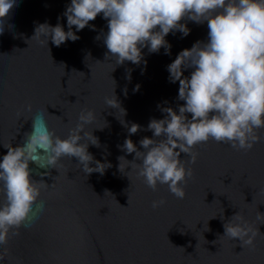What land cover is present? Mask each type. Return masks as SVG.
<instances>
[{
	"label": "water",
	"instance_id": "water-1",
	"mask_svg": "<svg viewBox=\"0 0 264 264\" xmlns=\"http://www.w3.org/2000/svg\"><path fill=\"white\" fill-rule=\"evenodd\" d=\"M70 3L17 0L0 35V161L7 153L4 146L23 143L37 112H43L49 129L67 138L87 109L95 119L85 131L93 132L100 144H89L88 151L112 166L103 174L86 175L77 158L65 156L57 169H45L41 166L49 153L38 157L41 166L30 163L33 180H41L39 200L45 208L39 212L34 206L29 227L14 229L19 235H10L7 245L0 246V253L7 249L0 264H264V223L257 219L258 212L264 214V129L259 130L261 141L249 151L211 139L196 145L199 155L195 164H187L193 176L184 185V199H177L167 185L149 188L128 164L135 153L121 150L130 138L143 151L139 141L153 138L147 130L150 121L164 118L162 108L178 112L185 103L178 100L179 82H170L167 66L182 50L207 41V22L182 20L190 34L169 33L168 55L164 48L158 53L144 48L146 67L130 61L117 65L115 57L106 58L103 38L96 39L108 30L103 14L77 32L80 39L75 42L57 47L51 40L48 45L30 40L38 24L61 23L67 31L63 13ZM191 71L185 70L184 76ZM114 94L125 116L118 106H106L105 98ZM124 121L141 129L129 137ZM87 142V137L81 141ZM121 156L128 160L121 162L123 172ZM181 159L188 157L181 153ZM106 190L110 193L105 195ZM160 199L166 203L154 209L152 202ZM237 213L259 228L253 246L243 248L238 238L221 237L223 224Z\"/></svg>",
	"mask_w": 264,
	"mask_h": 264
},
{
	"label": "clouds",
	"instance_id": "clouds-1",
	"mask_svg": "<svg viewBox=\"0 0 264 264\" xmlns=\"http://www.w3.org/2000/svg\"><path fill=\"white\" fill-rule=\"evenodd\" d=\"M15 6L17 0H0V35ZM100 14L107 21L108 30L96 39L103 38L106 58L115 57L117 65L130 61L137 65L143 62L146 67L144 48L149 53H158L164 48L165 54H170L171 45L165 39L168 34L177 31L183 37L190 34L182 20L197 24L207 22L208 28L206 42L197 41L190 49L182 50L167 66L170 82H179L178 100L185 103L178 106V112L172 107L162 108L166 114L164 118L150 121L147 130L153 132V138L144 137L139 141L143 151L130 138L124 141L121 150L135 153V157L132 161L124 156L118 158L121 172V162L127 160L132 171H137L153 191L158 184L167 185L177 199H184V185L193 176L187 164H195L199 155L194 151L196 145L211 139L230 144L237 151H249L261 141L259 130L264 129V0H71L63 13L67 18V31L61 23L55 26L38 24L30 40H42L47 45L51 40L57 47L68 40L75 42L80 39L76 33ZM92 30H95L94 25ZM188 69H192L190 76H184ZM127 78L131 79L130 72ZM139 87L137 85L135 91ZM105 104L116 109L118 106L126 115L115 94L106 97ZM31 110L28 105L27 111ZM17 115L20 117L21 113ZM94 119L92 110H82L80 122L70 129L67 138H61L49 129L43 112H37L32 117V131L25 133L23 143L4 146L7 153L0 161V193L4 195V202L0 204V246L7 245L10 235H19L14 229L29 227L26 222L34 206L39 212L44 211L45 203L39 200L41 180H33L30 168V163L41 166L38 157L49 153L46 165L41 166L45 169H57V162L65 156L75 157L86 175L103 174L112 166L95 160L88 151L89 144L100 146L93 132L85 131V126ZM123 124L129 137L141 129L137 123L128 126L124 121ZM85 137L90 142L81 143ZM181 153L188 159H181ZM92 163L96 166L90 167ZM107 193L110 192L106 190L105 195ZM165 203L163 199L154 200L152 207L156 209ZM257 219L264 223V214L258 212ZM223 227L225 231L221 237L238 238L243 248L253 246L260 234L259 228L249 226L240 213ZM208 230L207 225L205 231ZM6 255L5 248L0 260Z\"/></svg>",
	"mask_w": 264,
	"mask_h": 264
}]
</instances>
